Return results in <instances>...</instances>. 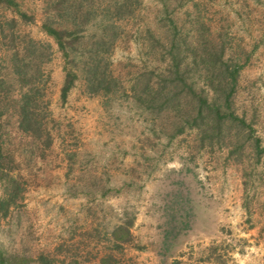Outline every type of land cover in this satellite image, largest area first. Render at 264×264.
Instances as JSON below:
<instances>
[{
    "label": "rangeland",
    "instance_id": "obj_1",
    "mask_svg": "<svg viewBox=\"0 0 264 264\" xmlns=\"http://www.w3.org/2000/svg\"><path fill=\"white\" fill-rule=\"evenodd\" d=\"M116 1L0 2V29L15 17V31L51 46L41 109L50 144L19 131L12 109L0 119L10 173L23 188L20 203L0 212V250L47 254L53 264H101L107 254L116 264H264V155L252 147L255 136L264 147V0H127L133 15L118 22ZM47 18L64 27L85 21L78 34L86 38L117 22L111 60L126 87L133 74L163 67L170 41L182 48L202 20L226 64L239 67L232 108L253 136L241 148L202 143L195 131H178L180 115L159 114L129 93L86 94L79 79L61 98L65 58ZM146 37L161 40L151 54ZM190 67L187 77L202 86Z\"/></svg>",
    "mask_w": 264,
    "mask_h": 264
},
{
    "label": "trees",
    "instance_id": "obj_2",
    "mask_svg": "<svg viewBox=\"0 0 264 264\" xmlns=\"http://www.w3.org/2000/svg\"><path fill=\"white\" fill-rule=\"evenodd\" d=\"M0 2L15 8L17 6L14 0ZM126 2L127 0H121L113 4L117 22L133 15ZM15 11L20 17L25 16L21 10ZM58 13V16L63 18L64 14L62 15L61 11ZM89 13L87 10V16ZM17 20L15 17L9 19L12 23L9 30V27L0 29V119L12 109L17 118L18 130L37 140L39 145L45 148L50 144V133L41 109L49 75L43 70V64L49 59L51 46L15 31ZM54 20L47 18L44 28L54 38L65 58L66 75L61 87V98L66 97L75 81L79 79L86 94L109 96L118 94L119 91L129 93L137 102L156 110L159 114L172 113L174 120L180 115L178 131L193 130L202 143L207 140L209 145L219 143L220 146L241 148V139L244 136H253L254 129L232 108L231 97L239 67L226 64L223 60V44L209 38L208 27L202 20L197 21L193 38L189 42L183 39L182 48L178 47L179 44L174 38L170 41L166 53L169 60L163 67L133 74L128 78V87L123 83L121 69L111 60L112 50L120 39L119 34L122 33L116 29L119 26L117 22L109 19L110 22L99 25L101 35L86 38L78 34L79 31L85 30V21H81V24L74 19L70 25L67 24L69 28L60 22L55 23ZM74 26L76 28H71ZM149 38H144L142 42L148 49L146 53L151 54L156 48V43H161V40L155 43ZM161 54L163 56V53ZM162 62H165L164 59ZM189 67L197 72L196 77L200 78L202 86L196 87L194 80H189ZM252 147L258 155H264V147L261 146L259 137L253 138ZM8 161L0 139L2 216H6L11 207L20 203L23 189L19 180L10 173L11 166ZM121 228L117 227L113 234L116 235ZM128 234L130 235L126 230V235ZM23 260L32 261L34 264H53L56 259L47 254H40L34 259L5 256L0 250V264H22ZM116 262L113 254H107L102 258L101 264ZM175 264L183 263L175 261Z\"/></svg>",
    "mask_w": 264,
    "mask_h": 264
}]
</instances>
